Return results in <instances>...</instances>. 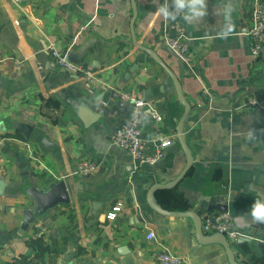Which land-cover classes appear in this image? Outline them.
<instances>
[{
    "label": "crops",
    "instance_id": "1",
    "mask_svg": "<svg viewBox=\"0 0 264 264\" xmlns=\"http://www.w3.org/2000/svg\"><path fill=\"white\" fill-rule=\"evenodd\" d=\"M222 3L208 0L199 25L183 21L190 55L181 61L163 45L167 31L177 33L155 15L153 0H135L136 44L132 0H0V264H157L160 251L183 264H229L221 245L199 244L191 218L163 216L148 205L154 176L175 180L187 161L176 131L184 107L175 83L140 46L172 70L193 108L184 134L194 163L173 189L179 200L163 208L203 218L227 206L242 235L233 243L237 259L264 264V224L237 219L264 196V55H251L248 0H235L234 33L215 37ZM53 49L83 64L92 79L62 70ZM115 90L149 103L142 126L148 153L171 142L157 165L142 166L112 145L131 109L113 98ZM252 98L262 107L249 106ZM77 104L98 116L90 127ZM83 161L100 168L81 175ZM59 182L69 201L21 232L23 212L36 208L28 191ZM117 204L121 211L109 220Z\"/></svg>",
    "mask_w": 264,
    "mask_h": 264
},
{
    "label": "built area",
    "instance_id": "2",
    "mask_svg": "<svg viewBox=\"0 0 264 264\" xmlns=\"http://www.w3.org/2000/svg\"><path fill=\"white\" fill-rule=\"evenodd\" d=\"M250 10V26L247 34L252 42L251 55L254 59H259L264 52V0H248ZM169 31H175L176 37H172L167 31L163 38V45L172 49L183 61H187L190 55L189 38L186 35L183 19L177 18L171 21L168 26ZM52 56L57 65L64 71L81 78L91 80L93 74L81 63H76L67 58L60 50L53 49ZM121 106L129 104L131 109L123 124L113 133L111 143L114 147L127 152L136 162L142 166L153 167L163 158L164 148L171 142L163 141L157 150L150 154L147 152L148 143L143 134V116L149 103L142 97L135 96L125 91L115 90L112 93ZM107 105V102H104ZM248 105L254 108L262 107V103L257 99L248 100ZM153 118L162 121V117L153 114ZM78 173L89 175L95 173L100 164L93 161H83L79 165ZM121 205L117 204L108 214L109 220H115ZM202 229L206 234L220 233L227 236L230 242L235 243L241 237L237 230L233 216L228 212L205 213L202 218ZM149 240L155 238L153 231L147 235ZM157 264H183V260L169 252L160 251L155 254Z\"/></svg>",
    "mask_w": 264,
    "mask_h": 264
},
{
    "label": "water",
    "instance_id": "3",
    "mask_svg": "<svg viewBox=\"0 0 264 264\" xmlns=\"http://www.w3.org/2000/svg\"><path fill=\"white\" fill-rule=\"evenodd\" d=\"M133 3V18H132V32H133V38L134 43L136 44V38L134 34V24L137 17V11H136V4L135 0H132ZM140 49L147 52L156 62L161 64L164 69L169 73L171 78L173 79L176 87V92L178 96L179 103L184 107V113L176 127L177 131V137L179 140V143L181 147L183 148V151L186 156V166L183 169V171L177 176L175 180H172L170 182L162 183L159 182L157 177L154 176V183L149 186L148 194H147V202L150 208L155 211L156 213L163 215V216H171V217H177V218H191L194 222L195 229H196V238L199 244L202 245H210V244H218L221 245L226 252L229 264H246L244 262H240L237 259V256L235 254V251L233 249V243L230 242V240L227 238L226 235L220 234V233H214V234H206L204 233L202 229V218L194 211L192 210H186V211H169L159 203L157 199V192L160 190H172L175 189L178 184L186 177L188 172L191 170L193 163H194V157L192 154L191 149L189 148L184 134L185 129V123L186 120L189 118L191 111L193 110L192 106L187 102L182 86L177 78V76L172 72V70L159 58V56L151 49L146 47H139ZM167 49L179 60L182 61V59L175 54V52L167 47ZM264 55V52H263ZM264 109V108H263ZM77 115L82 120L84 125L86 127H90L93 125L97 120L98 116L94 115L88 108L78 105L77 104ZM92 114V115H91ZM93 116V117H92ZM5 184L0 181V189L2 190L4 188ZM28 195L35 201L36 208L32 211H24V222L21 227V232L27 231L29 226L36 221V219L48 212L51 208L56 207L60 203H66L69 201V192L67 190V186L64 182L59 183H53L49 186L48 190L42 191L38 189H30L28 191ZM221 211L226 212L227 206L220 207ZM238 243L241 242L239 239L237 241Z\"/></svg>",
    "mask_w": 264,
    "mask_h": 264
},
{
    "label": "clouds",
    "instance_id": "4",
    "mask_svg": "<svg viewBox=\"0 0 264 264\" xmlns=\"http://www.w3.org/2000/svg\"><path fill=\"white\" fill-rule=\"evenodd\" d=\"M156 5L155 15L163 18L165 21H175L182 18L189 25H199L204 22L208 13V0H153ZM235 10V0H223L219 14L223 16V26L215 37L226 40L235 31V23L232 19V13ZM252 133H249L251 137ZM238 220H244L246 223L264 224V196L258 194L250 211L245 215H238Z\"/></svg>",
    "mask_w": 264,
    "mask_h": 264
},
{
    "label": "trees",
    "instance_id": "5",
    "mask_svg": "<svg viewBox=\"0 0 264 264\" xmlns=\"http://www.w3.org/2000/svg\"><path fill=\"white\" fill-rule=\"evenodd\" d=\"M158 195V197L161 196L162 201H163V207H168V205L170 204V202H177V200H179V196H177L176 194H174L173 189L172 190H160L157 192L156 196ZM157 197V199H158ZM159 200V199H158ZM180 209H186V207H184L183 205H181V203L178 205Z\"/></svg>",
    "mask_w": 264,
    "mask_h": 264
}]
</instances>
